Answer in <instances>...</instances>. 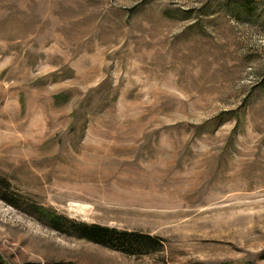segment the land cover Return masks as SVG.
I'll return each mask as SVG.
<instances>
[{
	"label": "rangeland",
	"instance_id": "1",
	"mask_svg": "<svg viewBox=\"0 0 264 264\" xmlns=\"http://www.w3.org/2000/svg\"><path fill=\"white\" fill-rule=\"evenodd\" d=\"M0 179L10 264H264V0H0Z\"/></svg>",
	"mask_w": 264,
	"mask_h": 264
},
{
	"label": "trees",
	"instance_id": "2",
	"mask_svg": "<svg viewBox=\"0 0 264 264\" xmlns=\"http://www.w3.org/2000/svg\"><path fill=\"white\" fill-rule=\"evenodd\" d=\"M2 183V179H0ZM4 182V181H3ZM0 184V199L6 201L12 205H16V202L10 200L8 196L4 193L6 190ZM31 209H36V211H43L42 208L37 205L31 206ZM40 210V211H39ZM41 213V212H40ZM42 218L45 217L47 220V225L53 230L75 236L80 239L87 240L89 242L107 247L112 250L120 251L126 254L134 253H145L150 250H155L159 247L158 241L154 236L138 231H127L119 230L114 227H109L101 225L98 223H87L82 221H77L75 219H70L62 214L56 213L51 210H46L42 212ZM0 264H10L7 262L3 256L0 254ZM23 264H39L34 262H28ZM59 264V263H54ZM190 264H204L203 262H193ZM226 264V263H220ZM244 264H255V263H244Z\"/></svg>",
	"mask_w": 264,
	"mask_h": 264
}]
</instances>
